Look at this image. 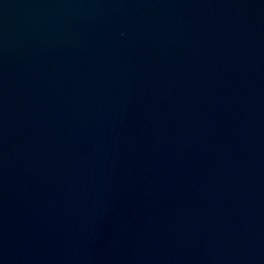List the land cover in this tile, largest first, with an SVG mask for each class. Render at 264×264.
Listing matches in <instances>:
<instances>
[{"label": "water", "instance_id": "1", "mask_svg": "<svg viewBox=\"0 0 264 264\" xmlns=\"http://www.w3.org/2000/svg\"><path fill=\"white\" fill-rule=\"evenodd\" d=\"M0 264H264V0H0Z\"/></svg>", "mask_w": 264, "mask_h": 264}]
</instances>
